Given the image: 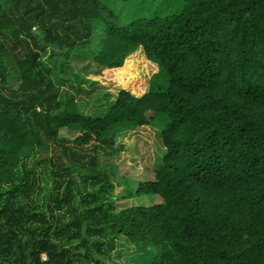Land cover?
Listing matches in <instances>:
<instances>
[{
  "label": "trees",
  "instance_id": "1",
  "mask_svg": "<svg viewBox=\"0 0 264 264\" xmlns=\"http://www.w3.org/2000/svg\"><path fill=\"white\" fill-rule=\"evenodd\" d=\"M0 264H264V0H0Z\"/></svg>",
  "mask_w": 264,
  "mask_h": 264
},
{
  "label": "rangeland",
  "instance_id": "2",
  "mask_svg": "<svg viewBox=\"0 0 264 264\" xmlns=\"http://www.w3.org/2000/svg\"><path fill=\"white\" fill-rule=\"evenodd\" d=\"M113 9H115L116 4L111 3L110 4ZM97 42H95L96 44ZM134 64L136 65V68L140 72L141 79L139 81H135L129 86H118L119 88H126L127 90L131 91L135 95H142L145 92H147L149 89H151L152 85L156 82L158 85L159 83L157 81H153V79L160 81H164L166 78V72L163 70V67L154 59H148L146 57V54L144 53L143 49L140 48L137 53H135L133 56ZM91 67H88L87 70H90ZM82 71V70H81ZM81 71L78 73L80 74ZM85 74V73H84ZM136 80V79H133ZM151 81V83H150ZM81 82V81H80ZM75 87L72 91L76 94H79V88H81L79 81H75ZM60 85L68 87V85L65 82L60 81ZM17 86V84L15 83ZM78 88V89H77ZM94 92H92L93 94ZM104 95L98 96L95 98V100L89 104L82 106V108L85 111H92L95 107H99V104H103L105 106V98ZM99 100V101H98ZM156 123V121H155ZM165 119L161 117V122L157 124V126L154 127L155 130H161L164 129ZM61 134H66V129L62 128L60 130ZM150 137V136H149ZM156 136L153 134L152 137H150L151 141L153 142L155 140ZM141 142V140L139 141ZM158 145V144H157ZM149 147V146H148ZM158 149H162V146L159 144ZM149 154V152H148ZM150 156V155H149ZM152 156V155H151ZM116 166V171L118 175H126L130 178L131 181L135 180H141V181H152L155 179V173L154 170L150 167H147L149 162L146 160V158H143L141 156L134 157V155H127L125 152L120 155V157H117L113 160ZM104 164V163H102ZM123 187H117V193H122ZM158 199H150L145 196L142 197H131V198H121L117 202V206L121 208H125L128 206H134L139 204H146L151 205L153 203H156Z\"/></svg>",
  "mask_w": 264,
  "mask_h": 264
},
{
  "label": "clouds",
  "instance_id": "3",
  "mask_svg": "<svg viewBox=\"0 0 264 264\" xmlns=\"http://www.w3.org/2000/svg\"><path fill=\"white\" fill-rule=\"evenodd\" d=\"M151 199V198H150ZM158 202V201H157ZM154 204V203H153ZM152 205V204H151Z\"/></svg>",
  "mask_w": 264,
  "mask_h": 264
}]
</instances>
